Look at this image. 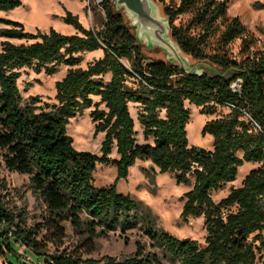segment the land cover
<instances>
[{
  "label": "trees",
  "instance_id": "obj_1",
  "mask_svg": "<svg viewBox=\"0 0 264 264\" xmlns=\"http://www.w3.org/2000/svg\"><path fill=\"white\" fill-rule=\"evenodd\" d=\"M153 1L162 6L170 37L183 55L204 65L201 75L147 58L110 0H103L101 30L84 28L69 11L63 22L75 30L70 36L54 29L27 33L20 23L4 21L10 26L0 30V37L6 39L0 52L4 166L29 176L30 189L43 201L49 218L38 232L47 226L61 231L60 224L69 221L76 230L86 226L96 236L97 227L110 232L136 224L139 204L118 193L116 185L127 180L137 161L151 162L152 171L172 174L178 185H190L194 179L183 195L181 218H203L206 231L204 247L154 229L147 232L152 241H160L179 264H256L264 249V49L257 48L256 37L238 18L228 15V0ZM21 6L19 0H0V12ZM237 40L240 46L234 54L232 45ZM98 50L103 57L82 68L84 56ZM61 67L68 71L55 85L56 104L22 97L18 88L22 72L52 76ZM238 80L242 82L235 93L231 86ZM186 104L206 115H214L217 109L227 111L203 127V136L214 139L211 151L189 145ZM132 105L140 131L130 112ZM91 108L95 134H105L101 156L77 152L67 135L69 120ZM114 151L117 158H112ZM246 163L258 167L250 170L240 188L215 203L212 195L235 182ZM98 164L116 168L112 186L94 185ZM4 188L0 179V257L9 252L18 259L16 246L24 245L42 257V264H161L141 247L122 261L82 259L66 252L44 255L42 243L25 228L22 216L10 209ZM10 258L4 264H11Z\"/></svg>",
  "mask_w": 264,
  "mask_h": 264
},
{
  "label": "rangeland",
  "instance_id": "obj_2",
  "mask_svg": "<svg viewBox=\"0 0 264 264\" xmlns=\"http://www.w3.org/2000/svg\"><path fill=\"white\" fill-rule=\"evenodd\" d=\"M19 1L22 3L21 7L10 12H0V30L10 27L4 21H13L23 25L27 33L35 34L38 31L48 32L50 29H54L62 35H74L76 33L74 28L63 22L66 11L77 15L86 29L101 30L105 22L104 11L100 9L95 0ZM114 1L110 0L115 7ZM155 4L159 7L161 16L164 17L162 6L158 3ZM119 12L123 14L129 24L130 20L124 9ZM228 15L238 18L246 29L256 37L257 48L264 49V0H228ZM131 29L135 33V28ZM4 41L6 39L0 37V52ZM9 41L14 44L21 43L15 40ZM141 46L147 58L169 62L163 48L148 50L146 45ZM239 46V40L232 45L234 54L238 53ZM97 57L96 51L86 54L81 67L86 68L87 64L97 60ZM186 59L190 68L196 66V63L190 58L186 57ZM125 66L129 68L127 64ZM67 71V67H61L56 74L47 76L43 72L38 74L26 70L22 72L18 80L19 91L24 99L39 97L42 104L54 105L56 104L55 85L65 77ZM94 101L97 103L98 99H94ZM186 107L190 112V122L186 128L189 145L211 151L214 139L209 135L203 136V127L206 121L225 116L227 111L217 109L214 115H206L200 108L188 104ZM93 110L94 108L87 109L77 117L70 119L67 124V135L71 138L72 146L77 152L101 156L100 149L105 134H95L94 124L90 118V113ZM130 112L135 117V106H131ZM136 130H140L138 122H136ZM141 137L140 134L138 137L140 142H142ZM117 157L114 151L112 158ZM151 167V162L137 161L130 168L127 180L118 181L116 185L118 193L130 196L140 206L138 221L134 226L125 230L118 226L110 232L97 227L96 236H92L86 230V226L76 230L69 221H64L60 224L61 231L47 226L38 232L36 229L44 225L49 218L46 207L41 198L30 189L29 176L18 175L5 168L0 151V179L4 181L5 185L2 193L15 216H22L25 220V228L32 230L37 241L42 243L44 255L66 252L78 255L82 259L100 260L111 257L122 261L133 257L138 247H141L145 254L155 255L161 264H179L164 245L158 240L152 241L147 232L154 229L168 233L180 240L197 241L200 247L205 246L206 231L203 218H190L188 221L181 218L184 205L183 195L192 188L194 179H191L190 185H178L172 174H159L156 168L152 171ZM257 167L258 165L246 163L239 169L235 182L226 185L221 191L212 195L213 201L219 203L229 195L233 188H240L245 176L250 170ZM116 178L115 167L98 164L93 176V183L96 187L107 188L115 183ZM82 218L87 221L86 216H82ZM16 250L18 259L6 252L0 257V264L9 262L10 257L11 264H42L43 262L41 256L24 245H17Z\"/></svg>",
  "mask_w": 264,
  "mask_h": 264
},
{
  "label": "water",
  "instance_id": "obj_3",
  "mask_svg": "<svg viewBox=\"0 0 264 264\" xmlns=\"http://www.w3.org/2000/svg\"><path fill=\"white\" fill-rule=\"evenodd\" d=\"M116 11L124 9L129 17V25L135 28L138 43L146 45L148 50L163 48L169 63L180 67L187 74L201 75L202 64L189 66L186 57L170 37V24L161 16L159 7L153 0H115Z\"/></svg>",
  "mask_w": 264,
  "mask_h": 264
},
{
  "label": "built area",
  "instance_id": "obj_4",
  "mask_svg": "<svg viewBox=\"0 0 264 264\" xmlns=\"http://www.w3.org/2000/svg\"><path fill=\"white\" fill-rule=\"evenodd\" d=\"M95 1H96V4L100 7V9H102L103 0H95ZM241 82H242L241 80H238L232 84L231 89L233 92H235V93L239 92ZM255 126H257V125L255 124ZM261 235H262V240L264 242V230L261 233ZM250 240H252V238ZM256 246H260V243L257 242ZM263 262H264V249H263L262 253H260V255L257 256V263L256 264H263Z\"/></svg>",
  "mask_w": 264,
  "mask_h": 264
},
{
  "label": "crops",
  "instance_id": "obj_5",
  "mask_svg": "<svg viewBox=\"0 0 264 264\" xmlns=\"http://www.w3.org/2000/svg\"><path fill=\"white\" fill-rule=\"evenodd\" d=\"M95 53V52H94ZM96 54H98V57H97V60L98 59H100V58H102L103 57V52H102V50H98V51H96ZM102 54V55H101ZM100 56V57H99ZM132 114V113H131ZM132 117H133V115H132ZM134 118V120H135V123L137 122V115H136V113H135V117H133ZM136 118V119H135ZM209 121V120H208ZM207 122V121H206ZM205 122V123H206ZM140 131V130H139Z\"/></svg>",
  "mask_w": 264,
  "mask_h": 264
}]
</instances>
